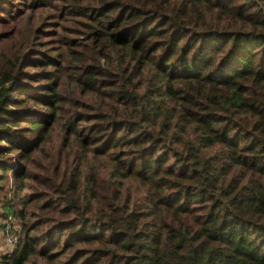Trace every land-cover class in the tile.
Segmentation results:
<instances>
[{
  "label": "trees",
  "instance_id": "16d2710c",
  "mask_svg": "<svg viewBox=\"0 0 264 264\" xmlns=\"http://www.w3.org/2000/svg\"><path fill=\"white\" fill-rule=\"evenodd\" d=\"M12 220L0 264H264V0H0Z\"/></svg>",
  "mask_w": 264,
  "mask_h": 264
},
{
  "label": "built area",
  "instance_id": "2783aa9c",
  "mask_svg": "<svg viewBox=\"0 0 264 264\" xmlns=\"http://www.w3.org/2000/svg\"><path fill=\"white\" fill-rule=\"evenodd\" d=\"M3 232H4V237H5L7 244L13 247L18 237L17 226H15L14 224L8 223L3 229Z\"/></svg>",
  "mask_w": 264,
  "mask_h": 264
},
{
  "label": "rangeland",
  "instance_id": "374dc122",
  "mask_svg": "<svg viewBox=\"0 0 264 264\" xmlns=\"http://www.w3.org/2000/svg\"><path fill=\"white\" fill-rule=\"evenodd\" d=\"M19 2H21V1H19ZM29 11V9L26 7V6H22V12H24V14L26 13V12H28ZM35 12H37L36 11V9H35ZM26 72H28V73H33V72H35V69H33V68H31V67H27L26 69ZM33 84H35V83H33ZM28 104H29V102H28ZM29 206H30V204H29ZM12 224H14V225H16L15 224V220H12ZM12 247L10 246V245H8L7 244V242H6V240H5V237H4V234H2L1 233V230H0V252H5L6 250H9V249H11Z\"/></svg>",
  "mask_w": 264,
  "mask_h": 264
}]
</instances>
